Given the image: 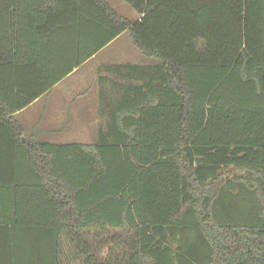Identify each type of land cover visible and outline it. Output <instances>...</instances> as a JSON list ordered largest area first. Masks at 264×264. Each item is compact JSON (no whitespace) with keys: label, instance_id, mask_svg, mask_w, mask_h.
Wrapping results in <instances>:
<instances>
[{"label":"trees","instance_id":"1","mask_svg":"<svg viewBox=\"0 0 264 264\" xmlns=\"http://www.w3.org/2000/svg\"><path fill=\"white\" fill-rule=\"evenodd\" d=\"M124 1L0 0V264H264V0ZM123 31L154 61L119 65L96 141L26 138Z\"/></svg>","mask_w":264,"mask_h":264},{"label":"crops","instance_id":"2","mask_svg":"<svg viewBox=\"0 0 264 264\" xmlns=\"http://www.w3.org/2000/svg\"><path fill=\"white\" fill-rule=\"evenodd\" d=\"M107 1L118 13L127 17L109 0ZM134 11L136 12L134 19L128 17L131 20H137L141 17L135 9ZM125 32L123 31L109 41L91 57L74 67L47 92L15 113L18 123L23 127L26 138H35L38 141L53 144H92L96 141L98 128L110 124L107 113L111 108L110 103L116 100V97L119 98L118 85L115 87V83L120 81V68L122 72L124 70V67L119 65L126 63L143 64L154 61L144 55L146 58L144 61H130L136 60L132 58L127 60L125 55L121 54L119 47L115 46ZM80 72L83 74L76 77V81L72 84L59 86ZM43 98L46 99L43 106H40L35 118L30 119V113L26 111L41 103ZM9 205L8 200L0 199V206L7 207ZM7 217L6 214L5 221L8 220Z\"/></svg>","mask_w":264,"mask_h":264},{"label":"rangeland","instance_id":"3","mask_svg":"<svg viewBox=\"0 0 264 264\" xmlns=\"http://www.w3.org/2000/svg\"><path fill=\"white\" fill-rule=\"evenodd\" d=\"M121 13L125 14L127 17L134 19L135 11L134 9L124 0H109ZM115 46L119 47L121 54L125 55V58L128 59H136V60H130V61H144L146 58L143 56V54L139 51V49L135 46V44L132 41L131 36L129 35L128 31L125 32V34L119 39V41L115 44ZM83 72H80L79 74H75L69 79H67L64 83H62L59 86L67 85L68 83H71L76 81V77L81 76ZM46 99L43 98V101L41 103H38L35 105L32 109H29L26 111L27 113H30L29 118L33 119L35 118V115L39 112L40 106H43V103ZM67 250H69V247H66Z\"/></svg>","mask_w":264,"mask_h":264}]
</instances>
